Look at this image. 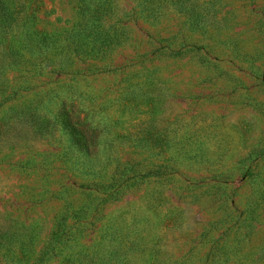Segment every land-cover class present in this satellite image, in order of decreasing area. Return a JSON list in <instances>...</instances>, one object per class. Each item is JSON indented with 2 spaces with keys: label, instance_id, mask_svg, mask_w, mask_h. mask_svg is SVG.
Returning <instances> with one entry per match:
<instances>
[{
  "label": "rangeland",
  "instance_id": "obj_1",
  "mask_svg": "<svg viewBox=\"0 0 264 264\" xmlns=\"http://www.w3.org/2000/svg\"><path fill=\"white\" fill-rule=\"evenodd\" d=\"M0 264H264V0H0Z\"/></svg>",
  "mask_w": 264,
  "mask_h": 264
},
{
  "label": "trees",
  "instance_id": "obj_2",
  "mask_svg": "<svg viewBox=\"0 0 264 264\" xmlns=\"http://www.w3.org/2000/svg\"><path fill=\"white\" fill-rule=\"evenodd\" d=\"M58 120L61 128L69 135L73 145L79 147L85 152H91L94 146L93 138L87 136L84 125L73 112L62 110L58 114Z\"/></svg>",
  "mask_w": 264,
  "mask_h": 264
}]
</instances>
